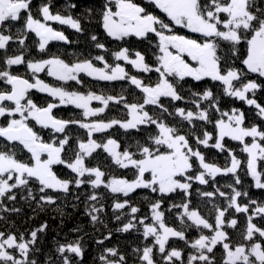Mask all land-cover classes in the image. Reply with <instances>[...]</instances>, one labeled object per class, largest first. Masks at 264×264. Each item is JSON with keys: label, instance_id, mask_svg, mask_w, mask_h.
I'll use <instances>...</instances> for the list:
<instances>
[{"label": "snow or ice", "instance_id": "snow-or-ice-1", "mask_svg": "<svg viewBox=\"0 0 264 264\" xmlns=\"http://www.w3.org/2000/svg\"><path fill=\"white\" fill-rule=\"evenodd\" d=\"M262 93L264 0H0V264H264Z\"/></svg>", "mask_w": 264, "mask_h": 264}, {"label": "trees", "instance_id": "trees-1", "mask_svg": "<svg viewBox=\"0 0 264 264\" xmlns=\"http://www.w3.org/2000/svg\"><path fill=\"white\" fill-rule=\"evenodd\" d=\"M34 4L36 2H38V0H33ZM55 3L57 5H62L64 3V0H55ZM79 7L76 9V11H79ZM65 31L66 34H68L70 36V38H75L72 36V33L74 30L65 27ZM52 43L53 46V50L55 49L56 45L54 42H50ZM33 51H35L33 49ZM46 75V74H45ZM42 78H45L44 76H42ZM50 82L52 80V78H47ZM33 93H36V90H30ZM47 94L45 93H36V98L39 99L41 96H45ZM259 99L261 100L262 103H264V93L260 94ZM94 106H96V104L98 102L93 101L92 102ZM237 106H241L243 107L245 110L249 109V106L247 105H241L240 102H237ZM63 107V106H61ZM112 111H115V109H113ZM233 144H235L236 142H232ZM214 151V150H213ZM237 151H239V149L237 148ZM222 162V161H221ZM246 184H250L251 182V177H246ZM251 192L254 196H256L257 198H260L262 196H264V190H258V189H251ZM139 194V193H138ZM81 199H83V197H81ZM22 207V212L19 215L16 214H11L8 215V219L9 220H13L15 221V223L17 225H20L23 228H29L30 224H37L40 222V220L47 218L49 220V228H48V233L44 238V242L42 245H38L39 247H41V251L39 253H37V258L38 260L41 262V264H43V260H44V253L48 252L51 247H52V236H56L57 235V230L59 229L60 232V236L63 235L64 232H70L71 229H73L74 227L77 226H83V230L86 233H91L92 229L91 226L87 223V217L85 215H82L83 213V204H81L78 208H76L75 210L72 209L70 206L66 208V215L64 217H62V219L64 220L63 225H60V219L61 217L59 216V213H53V211L51 209L45 210L41 213H39L38 217L33 218L31 220L30 223H22L24 221V215L25 213H29L30 209L28 208V206L26 204H21L20 205ZM147 208L146 203H141V212H144ZM111 212V209H109V213ZM55 215V218H53V216ZM109 221H110V227H115V222L111 221L110 216L108 217ZM255 219V218H254ZM244 222V218L241 216L240 217V223L243 224ZM6 223L4 221H0V228L5 227ZM71 234V233H70ZM57 238H60L59 236ZM134 238L132 236L129 235H124V234H116L114 233L113 238H110L109 240V244L116 242V240H119L121 246L128 250L129 252L131 251V245L129 243V241L133 240ZM84 243L87 245L86 249H85V254L83 257L84 260V264H93V261L96 257L97 254V249L93 243V241L90 238H86L84 240ZM186 255V253H185ZM131 258V257H130Z\"/></svg>", "mask_w": 264, "mask_h": 264}]
</instances>
